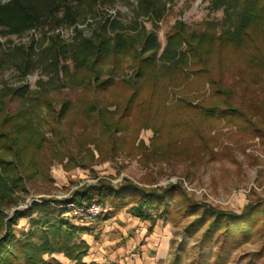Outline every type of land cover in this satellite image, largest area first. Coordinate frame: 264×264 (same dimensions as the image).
I'll use <instances>...</instances> for the list:
<instances>
[{"label":"trees","instance_id":"obj_1","mask_svg":"<svg viewBox=\"0 0 264 264\" xmlns=\"http://www.w3.org/2000/svg\"><path fill=\"white\" fill-rule=\"evenodd\" d=\"M205 1L212 10H222L219 29L190 32L183 22L176 21L165 35L162 50L155 32L145 27L146 21L158 22L165 12L166 3L160 6L159 0H136L126 25L108 16L105 10L87 37L78 27L87 20L88 14H97L102 7L110 8L114 0H0V32L3 36L17 37L40 33L45 42L40 50L44 62L60 79L63 88L80 90L85 96L76 107L81 109L79 125L91 127L97 136L108 135L112 140L116 131L128 129V125L119 127L117 122H112L98 102L88 99L89 91H103L112 86L111 72L120 64L119 70L123 73V60L126 69L131 70L130 76L121 81L130 94L123 104L125 114L133 107H149L146 101L156 98V105L149 110L165 116L170 90L196 80L203 87L207 85L206 99L181 97L175 101V108L192 111L205 122L222 119L233 125L247 123L262 133L258 122H264V93L261 98L255 97L245 110L234 93L224 86L222 72L229 51L243 66L237 74L239 80L253 85L264 83V0ZM63 29H72L70 43L60 37ZM33 44L34 39L29 46H15L9 53L0 44V72L14 66L22 76L28 75L37 53ZM13 98L21 104L24 98L33 102L27 112L17 109L12 113L8 103ZM59 105L56 109L42 88L28 91L23 86L0 91V264H62L50 258L59 254L69 264H87L82 259L88 245L81 240V235L88 229L64 217L67 205L104 206L106 202L118 208L132 203L128 213L153 225L162 217L166 198L176 187L147 191L129 182L117 186L98 182L75 190L67 199H38L19 208L20 195L27 193L26 180L43 169V164L51 160L63 162L64 158L67 165L74 163L68 151L50 144L52 138L57 144L62 140L55 124L72 109L67 101ZM138 119L141 127L149 125L155 137L160 134L155 116L145 119L141 115ZM85 142L93 143L95 137L88 135ZM203 144L206 145L205 141ZM254 210L259 215L252 214ZM206 211L215 217L208 231L220 224L225 231L233 226L244 235L245 227L256 223L258 216L264 221V204L246 206L240 216L211 208ZM20 219L28 220L30 225L27 232L18 234L14 227ZM45 256L49 259H44Z\"/></svg>","mask_w":264,"mask_h":264},{"label":"rangeland","instance_id":"obj_2","mask_svg":"<svg viewBox=\"0 0 264 264\" xmlns=\"http://www.w3.org/2000/svg\"><path fill=\"white\" fill-rule=\"evenodd\" d=\"M163 3H166V9L161 19L155 23L152 20L145 22L146 29L155 32L161 50L165 45V35L176 21L183 22L188 31L198 32L214 27L219 29L223 20L222 10H212L205 0H159L160 6ZM135 6L136 0H114L110 8L102 7L97 14H88L87 20L78 28L84 36H90L105 10L108 16L126 25ZM59 33L63 40L71 42L72 29H63ZM32 39L37 53L31 72L22 76L14 66L5 68L0 72V91L23 86L28 91L42 88L56 109L61 102H69L72 109L59 124H55L62 140L57 144L52 138L50 144L68 151L74 163L67 165V158H64L63 162L51 160L43 164V169L26 180L27 193L20 195L19 208L38 199H67L75 190L95 186L98 182L112 186L129 182L147 191L176 186L166 198L167 205L160 219L153 225L138 219L145 222V237L155 233L157 238L149 253H156L161 241L164 245L160 257L155 256L159 259L154 264H264V221L261 216L256 223L245 227L242 235L233 226L225 231L220 224L208 231L215 217L206 211L211 208L240 216L246 206L264 204V122H258L262 133H257L247 123L233 125L222 119L205 122L192 111L175 108V101L181 97L197 101L206 99L207 85L203 87L196 80L170 90L169 110L165 116L149 110L156 105V98L146 101L149 107H133L130 113L125 114L123 104L130 94L121 81L130 76L131 70L126 69L127 64L123 60L121 68L125 71L122 73L118 64L111 72L112 86L103 91H89L88 99L98 102L112 122H117L119 127L128 125V129L116 131L112 140L108 135L97 136L91 127L79 125L81 109L76 107L85 96L80 90L63 88L60 79L44 62L40 50L45 42H42L40 33L17 37L3 36L0 32V44L7 53L15 46H29ZM227 56L222 82L248 110L255 97H262L264 83L253 85L239 80L237 74L243 66L229 51ZM23 101L21 104L15 98L9 99V112L14 113L17 109L27 112L33 100L24 98ZM141 115L145 119L149 115L155 116L159 135L155 137L149 125L145 128L140 126L138 118ZM38 121L43 124L40 118ZM42 130L45 129L42 127ZM88 135L95 137V142L86 143ZM45 137L51 140L49 134ZM164 151L167 158L163 156ZM131 206L132 203L110 207L105 202L103 208H109V211L96 222L102 225L106 219L115 218L121 225L133 226L138 221L128 213ZM252 214L259 215V211L254 210ZM64 217L75 225L79 223L69 217V213ZM118 219H123V224ZM29 225L28 220L20 219L14 229L18 234L27 232ZM99 226L96 227L98 232ZM129 234L131 236L133 231ZM59 255L50 258L69 264Z\"/></svg>","mask_w":264,"mask_h":264},{"label":"crops","instance_id":"obj_3","mask_svg":"<svg viewBox=\"0 0 264 264\" xmlns=\"http://www.w3.org/2000/svg\"><path fill=\"white\" fill-rule=\"evenodd\" d=\"M96 221L77 224L88 229L85 234L81 235V240L88 245V252L82 260L84 263L154 264L159 259V254H162L164 250L161 241L160 248L156 253H149V248L154 245L157 238H155V233L145 237V222H140L138 219V222H134L133 226L123 224V219H118L123 225L117 223L115 218L106 219L102 225ZM98 223L100 232L96 230ZM130 231H133L131 236ZM156 255L158 257H155Z\"/></svg>","mask_w":264,"mask_h":264},{"label":"built area","instance_id":"obj_4","mask_svg":"<svg viewBox=\"0 0 264 264\" xmlns=\"http://www.w3.org/2000/svg\"><path fill=\"white\" fill-rule=\"evenodd\" d=\"M108 209L109 208H103V206L96 203H92L89 206H80L76 204H69L66 206L69 217L82 224L96 221L101 215L107 213L109 211Z\"/></svg>","mask_w":264,"mask_h":264}]
</instances>
